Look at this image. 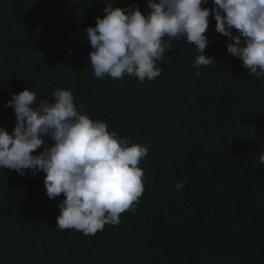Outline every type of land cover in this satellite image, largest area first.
Returning <instances> with one entry per match:
<instances>
[{"label": "trees", "instance_id": "16d2710c", "mask_svg": "<svg viewBox=\"0 0 264 264\" xmlns=\"http://www.w3.org/2000/svg\"><path fill=\"white\" fill-rule=\"evenodd\" d=\"M108 4L151 12L147 0H0V126H16L13 93L30 88L35 108L70 89L78 110L148 148L143 194L119 224L85 235L56 227L65 196L48 197L46 173L0 168V264H264V77L227 51L208 0L214 63L200 76L196 47L165 36L155 80L97 79L85 30Z\"/></svg>", "mask_w": 264, "mask_h": 264}, {"label": "clouds", "instance_id": "9594fccd", "mask_svg": "<svg viewBox=\"0 0 264 264\" xmlns=\"http://www.w3.org/2000/svg\"><path fill=\"white\" fill-rule=\"evenodd\" d=\"M207 3L147 0L151 9L147 16L139 7L105 5V15L85 30L94 77L119 79L128 74L141 82L155 80L162 73L157 61L172 49L165 36L186 38L196 47L195 76H200L202 66L214 63L204 54L210 10L202 4ZM211 12L215 30L229 38L227 51L241 58L249 75L264 77V0H214ZM233 28L239 35L233 34ZM36 101L37 94L26 88L7 102L6 107L14 110L16 126L11 134L0 126V168L22 176L26 169L33 175L46 173L48 197L65 196L56 218L61 230L95 234L106 224H119L125 211L135 212L144 191V173L138 165L148 148L118 137L105 122L78 110L70 89L58 88L51 103L40 100L34 108ZM44 137L54 143L49 146ZM42 144L43 151L34 155ZM259 163L264 164V153ZM182 188V181L175 185L177 191Z\"/></svg>", "mask_w": 264, "mask_h": 264}]
</instances>
